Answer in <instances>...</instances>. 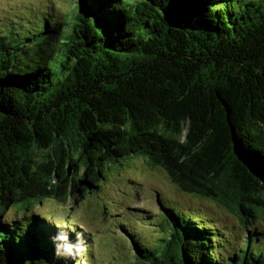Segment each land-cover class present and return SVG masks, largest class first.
<instances>
[{"label": "trees", "instance_id": "16d2710c", "mask_svg": "<svg viewBox=\"0 0 264 264\" xmlns=\"http://www.w3.org/2000/svg\"><path fill=\"white\" fill-rule=\"evenodd\" d=\"M44 20L0 33V264H79L75 226L2 215L82 198L128 157L264 220V0H70ZM163 212L169 235L133 240V264H264L257 238L224 256L208 220Z\"/></svg>", "mask_w": 264, "mask_h": 264}, {"label": "rangeland", "instance_id": "374dc122", "mask_svg": "<svg viewBox=\"0 0 264 264\" xmlns=\"http://www.w3.org/2000/svg\"><path fill=\"white\" fill-rule=\"evenodd\" d=\"M69 4L70 0H0V33H22L38 20L43 24L44 19H61ZM91 181L93 188L86 185L82 198L73 197L65 205L36 199L26 208L27 204L11 206L2 216L7 220L18 217L24 223L38 215L52 222V229L75 226L89 240L79 264H133V240L143 246L155 243V247L169 235L165 207L177 214L191 212L193 218L217 227L223 233L218 251L224 256L245 248L248 238H257V243L263 240L254 248L264 246L263 219L244 223L217 201L183 192L163 170L150 168L141 158L106 164L102 176Z\"/></svg>", "mask_w": 264, "mask_h": 264}, {"label": "water", "instance_id": "95a60500", "mask_svg": "<svg viewBox=\"0 0 264 264\" xmlns=\"http://www.w3.org/2000/svg\"><path fill=\"white\" fill-rule=\"evenodd\" d=\"M72 264H74V262Z\"/></svg>", "mask_w": 264, "mask_h": 264}]
</instances>
